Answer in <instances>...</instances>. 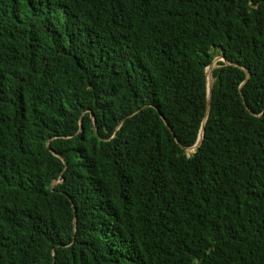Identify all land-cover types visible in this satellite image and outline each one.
Wrapping results in <instances>:
<instances>
[{
	"label": "trees",
	"instance_id": "16d2710c",
	"mask_svg": "<svg viewBox=\"0 0 264 264\" xmlns=\"http://www.w3.org/2000/svg\"><path fill=\"white\" fill-rule=\"evenodd\" d=\"M0 264H264V0H0Z\"/></svg>",
	"mask_w": 264,
	"mask_h": 264
},
{
	"label": "rangeland",
	"instance_id": "374dc122",
	"mask_svg": "<svg viewBox=\"0 0 264 264\" xmlns=\"http://www.w3.org/2000/svg\"><path fill=\"white\" fill-rule=\"evenodd\" d=\"M218 61H222L220 56H216L211 66L206 69V83L208 88H210L213 83L212 70L217 67L216 63ZM186 152L188 155H191L194 152V149H188Z\"/></svg>",
	"mask_w": 264,
	"mask_h": 264
},
{
	"label": "water",
	"instance_id": "95a60500",
	"mask_svg": "<svg viewBox=\"0 0 264 264\" xmlns=\"http://www.w3.org/2000/svg\"><path fill=\"white\" fill-rule=\"evenodd\" d=\"M210 95H211V87L210 88L207 87V106H206V112H208L209 107H210ZM165 124H166V122H165ZM166 126H167V124H166ZM203 132L204 131L202 129L201 130V133H200V135H199V137H198V139L196 141V143L190 149L193 148L195 150L197 148V146H199L201 144V141L203 139Z\"/></svg>",
	"mask_w": 264,
	"mask_h": 264
}]
</instances>
